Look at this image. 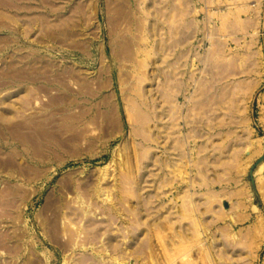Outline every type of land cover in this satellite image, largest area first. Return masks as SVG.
Instances as JSON below:
<instances>
[{"label": "rangeland", "instance_id": "rangeland-1", "mask_svg": "<svg viewBox=\"0 0 264 264\" xmlns=\"http://www.w3.org/2000/svg\"><path fill=\"white\" fill-rule=\"evenodd\" d=\"M116 261L264 264V0H0V264Z\"/></svg>", "mask_w": 264, "mask_h": 264}, {"label": "bare ground", "instance_id": "bare-ground-1", "mask_svg": "<svg viewBox=\"0 0 264 264\" xmlns=\"http://www.w3.org/2000/svg\"><path fill=\"white\" fill-rule=\"evenodd\" d=\"M104 194H105L106 199H108V198H109V194H108L107 192H105ZM74 239H75V238H74ZM80 242H81V241H80ZM115 264H122V262H120V261H116Z\"/></svg>", "mask_w": 264, "mask_h": 264}]
</instances>
